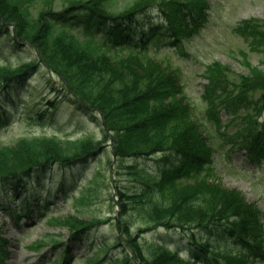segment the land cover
<instances>
[{
  "label": "trees",
  "instance_id": "obj_1",
  "mask_svg": "<svg viewBox=\"0 0 264 264\" xmlns=\"http://www.w3.org/2000/svg\"><path fill=\"white\" fill-rule=\"evenodd\" d=\"M35 1L20 7L19 0H0V34H9L15 47L26 44L37 54L19 66L0 65V126L7 121L4 113L19 103V85L39 62L57 74L81 113L99 117L104 135L98 140L23 136L0 146V197L47 191V178L53 177L55 189L66 195L63 201L89 202L92 187L77 201L69 195L74 172L99 152L100 143L110 140L117 160L155 158L162 168L154 174L136 164L124 166L135 185L116 188L118 212L111 219L95 217L86 222L71 216L59 220L69 225L71 237L81 244L92 226L114 220L118 230L114 244L99 251L117 246L122 252L104 264L264 263L263 212L247 202L242 192L211 180L207 171L214 150L185 98L181 72L145 53L158 41L179 43L183 31L198 27L197 19L208 2L136 0L125 12L111 14L107 3L112 0H71L60 11L36 10L31 5ZM242 21L235 31L264 55V22ZM55 25L65 33L52 34ZM67 28L82 29L88 38L81 40ZM246 65L247 72L242 74L212 61L205 70L207 83L201 97L205 119L216 126L221 138L225 139L221 114L239 118L241 125L228 143H239L244 158L255 162L264 156V120L258 121L264 117V70ZM47 104L52 108L54 103ZM22 105L19 114L26 122L44 118ZM101 176L94 172L90 182L96 183ZM28 202L26 219L48 214L50 203L32 209ZM134 218L141 234L163 229L176 232L179 238L166 243L157 235L143 244L130 229ZM1 234L0 226V250L6 243ZM67 248L60 264L68 260ZM96 262L93 255L87 258L89 264Z\"/></svg>",
  "mask_w": 264,
  "mask_h": 264
},
{
  "label": "rangeland",
  "instance_id": "obj_2",
  "mask_svg": "<svg viewBox=\"0 0 264 264\" xmlns=\"http://www.w3.org/2000/svg\"><path fill=\"white\" fill-rule=\"evenodd\" d=\"M28 1L19 0L20 7L27 6ZM135 1H109L107 11L111 14L125 12L126 9L132 7ZM206 1L209 3V8L205 10V16L198 17L199 28H193L190 33L187 30L183 31L185 35L179 43L158 41L155 45L150 46L145 53L153 59L160 60L164 65H171L181 72L185 98H187L193 114L201 122L209 137L208 140L215 150L212 157L213 163L207 172L224 187L235 188L243 192L247 201L256 203L264 213V156L260 158L259 163H257L258 160L251 163L243 159L244 153L239 143L237 146L230 145L231 143L225 144L224 142L229 141L227 138L239 126V118L230 119L222 114L221 128L225 134L229 135H226L225 139L221 138L216 126L213 128L205 119V105L201 97L203 85L206 83L205 69L212 61L226 64L236 73L245 74L247 72L246 64L249 63L264 70L263 53L259 49L254 50L249 40L235 31V27L242 23V20L256 19L264 22V0ZM70 2L71 0H36L31 5L38 10L43 7L60 11L63 5L70 4ZM52 29V34L56 36L65 33L56 25ZM67 31L71 34L75 33L81 40L86 38L87 33L84 30L69 29ZM118 51L122 53L129 49H118ZM35 56L36 52L31 46L21 44L15 47L9 34H0V64L17 66ZM23 84L18 90L19 99L17 101L19 103L16 106L13 104L9 111L4 113L7 121L0 127V146L13 144L23 136L34 135L57 136L61 140L74 139L79 136H90L94 140L103 138L99 117L91 119L77 110L69 93L63 89L62 82L56 73L50 72L49 69L37 63ZM49 101L54 103L53 107L44 111V118L39 119L40 121L33 119L26 122L19 114L23 108L22 103L29 105L32 112H42ZM260 120L262 121L263 118ZM100 145L99 152L84 163V166H78L74 172V198L76 200L87 188L92 187L94 194L89 202L80 200L79 202L63 203L59 200L62 193H54L56 189L53 188L47 193L40 191L36 196L26 194V196H18L14 201H12V197L3 200L4 205L0 206V224H4V235L9 240L5 264H57L61 262L65 247H68L69 253L67 254L69 256L67 264H87L85 257H89L91 254L99 260L94 264H104L110 257L122 252L117 246L107 251H99V248H103L105 245L113 246L114 244L118 235L114 220L92 226L88 230V237L83 238L82 244L71 237L72 231L69 225L65 221H63L64 223L60 221L71 216L86 222L95 217L111 219L118 211L116 188L122 186L132 188L135 185L132 177L125 173L124 166L136 164L137 167H143L151 173L157 174L162 165L159 160L155 159L133 160L131 158L124 160L123 158L120 161L111 154V146L108 141L102 142ZM95 171L101 173L102 176L96 183L90 182L89 184L90 175ZM55 180L53 177H48L46 184L51 187ZM54 197L57 199L51 205L53 211L48 216L38 219H23L21 217L18 221L19 226H16L7 212V209L16 207L23 210L24 201H33L32 205H35L42 199L51 200ZM138 224V219L134 218L130 229H132L134 237H139L143 244H147L151 237L156 238L157 235L165 238L166 243L179 238L176 232L163 229L156 232L146 231L141 234L139 229L142 228L137 227ZM60 243H62L60 246H55Z\"/></svg>",
  "mask_w": 264,
  "mask_h": 264
}]
</instances>
